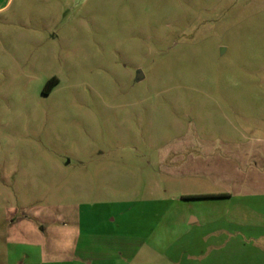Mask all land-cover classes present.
<instances>
[{
	"label": "rangeland",
	"instance_id": "rangeland-1",
	"mask_svg": "<svg viewBox=\"0 0 264 264\" xmlns=\"http://www.w3.org/2000/svg\"><path fill=\"white\" fill-rule=\"evenodd\" d=\"M251 141L264 0H0V264H264V181L178 159Z\"/></svg>",
	"mask_w": 264,
	"mask_h": 264
},
{
	"label": "crops",
	"instance_id": "crops-1",
	"mask_svg": "<svg viewBox=\"0 0 264 264\" xmlns=\"http://www.w3.org/2000/svg\"><path fill=\"white\" fill-rule=\"evenodd\" d=\"M252 142V141H251ZM225 144V143H223ZM226 146V145H225ZM238 145L233 146V148L226 147V149L222 150V154L220 155L218 152H216V148L214 146H208L203 149H200L196 152V154L190 156L186 159H182V157H179L180 165H186L190 162H206V161H230L233 159V162H236L234 164L233 168V178L230 176L227 177L229 180H238L239 186L234 188L232 192L223 190L220 192H200V193H194L189 195H196V194H202V195H216V194H226L227 198L233 196V194H239V195H245V194H254L256 191H248L250 189H247L249 186L247 183V180H252L253 176L257 177L258 180L264 181V142L257 141L255 144L252 142L250 146H246L243 150H238ZM229 157V158H228ZM197 168V166L195 167ZM205 169V170H204ZM199 171H202L205 174V176L210 175L215 170L212 166H201V168H198ZM223 176L222 178H225L228 174H220L219 176ZM260 181L257 183H254L253 186H260L259 188L264 189V183L260 184ZM246 185V186H245ZM264 191V190H262ZM214 197H224V196H214ZM202 198H211V197H202ZM190 222L192 225L196 226L197 232L195 233L196 236L202 237V239H208L209 232L213 225L215 223L210 221H200L198 220V217L191 216ZM226 221H223L220 225L216 224L214 227L217 229H220V227H223L221 225H225L228 223H225ZM228 226V225H227ZM210 228V229H209Z\"/></svg>",
	"mask_w": 264,
	"mask_h": 264
},
{
	"label": "trees",
	"instance_id": "trees-1",
	"mask_svg": "<svg viewBox=\"0 0 264 264\" xmlns=\"http://www.w3.org/2000/svg\"><path fill=\"white\" fill-rule=\"evenodd\" d=\"M57 82V79L55 77H51L46 81L45 87H49L54 85ZM214 196H227L226 194H216V195H202V194H196V195H187L184 196L185 198H202V197H214Z\"/></svg>",
	"mask_w": 264,
	"mask_h": 264
},
{
	"label": "water",
	"instance_id": "water-1",
	"mask_svg": "<svg viewBox=\"0 0 264 264\" xmlns=\"http://www.w3.org/2000/svg\"><path fill=\"white\" fill-rule=\"evenodd\" d=\"M141 77H142V75H141L140 71H137V72H136L135 79H136V80H139Z\"/></svg>",
	"mask_w": 264,
	"mask_h": 264
}]
</instances>
